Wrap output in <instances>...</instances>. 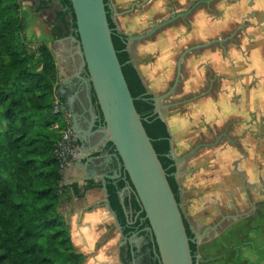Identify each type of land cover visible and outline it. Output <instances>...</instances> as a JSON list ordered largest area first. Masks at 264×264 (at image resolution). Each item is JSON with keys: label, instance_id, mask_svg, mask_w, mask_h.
Listing matches in <instances>:
<instances>
[{"label": "flooded vegetation", "instance_id": "1", "mask_svg": "<svg viewBox=\"0 0 264 264\" xmlns=\"http://www.w3.org/2000/svg\"><path fill=\"white\" fill-rule=\"evenodd\" d=\"M103 2L111 36L132 67L136 99L150 105L142 118L164 126L159 154L194 264H264V242L256 246L264 239V0ZM69 36L75 30L59 37L67 50L58 58L64 73L57 74L55 93L60 97L68 87L77 95L68 101L75 114L68 112L70 126L84 129L81 115L89 120L93 113L95 129L101 123L96 97ZM114 152L108 142L98 153ZM108 165L118 177L72 187L75 195L102 193L101 218L90 213L72 221L81 264H159L145 218L136 223L139 203L133 219L125 208L124 223L108 195L114 217L104 211L101 181L106 188L108 180L127 177L116 159ZM129 185L119 190V201L121 192L124 199L133 194Z\"/></svg>", "mask_w": 264, "mask_h": 264}, {"label": "trees", "instance_id": "2", "mask_svg": "<svg viewBox=\"0 0 264 264\" xmlns=\"http://www.w3.org/2000/svg\"><path fill=\"white\" fill-rule=\"evenodd\" d=\"M35 1V10L40 11L52 0ZM58 3L61 10L55 12V20L74 31L70 0ZM19 11L18 0H0V264H81L83 256L74 249L69 228L57 210L65 187L60 185L62 174L55 157L59 131L64 127L61 115L52 111L57 81L55 60L50 47L41 43L35 49L34 60L40 67L32 65ZM112 42L142 118L150 105L136 99L139 92L134 89L132 67L114 38ZM142 123L161 162L159 148L164 143L158 138L164 135V126L143 118ZM154 127L160 132L154 133ZM126 184H130L128 177L106 184L110 207L123 223L126 216L118 192ZM124 205L133 211V219L139 208L135 195H127ZM141 217L143 211L136 223ZM142 220L148 225L146 219Z\"/></svg>", "mask_w": 264, "mask_h": 264}, {"label": "water", "instance_id": "3", "mask_svg": "<svg viewBox=\"0 0 264 264\" xmlns=\"http://www.w3.org/2000/svg\"><path fill=\"white\" fill-rule=\"evenodd\" d=\"M70 3L77 37L69 36L68 39L75 44V53L80 59L79 70L84 71L93 89L101 121L99 127L93 129L97 116L91 113L89 120L81 115L80 126H84V129L71 126L79 142V154L75 159L87 158L91 162L88 157L92 153L101 152L103 146L110 142L115 152L102 156L99 165L111 171L108 165L110 158L120 162L130 182L127 188L135 195L148 221L147 230L154 239L159 264H194L179 204L135 108L113 46L104 2L70 0ZM58 41L66 45L64 39ZM52 54L59 74L61 69L58 57ZM61 91L64 95L60 97L64 98L67 111L75 115L73 105L68 101L75 100L77 95L71 93L68 87H62ZM112 172L115 176L106 172L103 177L119 176L117 171ZM101 182L105 196L104 211L114 217L107 203L104 179ZM123 201L124 195L121 192L120 202L127 215Z\"/></svg>", "mask_w": 264, "mask_h": 264}, {"label": "crops", "instance_id": "4", "mask_svg": "<svg viewBox=\"0 0 264 264\" xmlns=\"http://www.w3.org/2000/svg\"><path fill=\"white\" fill-rule=\"evenodd\" d=\"M21 2H28L30 0H18ZM49 33V31H48ZM58 40L54 39L53 48L51 47V51L57 55L58 58L66 57L67 47L65 44H61ZM59 60V59H58ZM60 74L64 73L63 67L60 64ZM63 68V69H62ZM57 82V81H56ZM102 155L100 153H93L88 157L91 159V162H88L87 158L82 160L74 159L72 163L62 172V185L65 187L63 189L62 196L58 200V209L61 212L68 213V227L71 231L72 221L73 219L80 218L86 215H93L94 218H101L103 216V210L100 207V200L102 193L99 190L89 189L85 194L75 195L72 192V187H77L79 190L78 182L82 183V180H91L95 178L96 180L101 179L105 173L108 174L110 171L104 169L103 166L99 165V159H101ZM97 182V181H96ZM91 207H94L92 212H88L87 210ZM94 228L91 226V229ZM72 235V233H71ZM259 242L256 246L261 245L264 242V239L258 240ZM93 245H91L92 247Z\"/></svg>", "mask_w": 264, "mask_h": 264}, {"label": "rangeland", "instance_id": "5", "mask_svg": "<svg viewBox=\"0 0 264 264\" xmlns=\"http://www.w3.org/2000/svg\"><path fill=\"white\" fill-rule=\"evenodd\" d=\"M35 8H36V2L32 0L28 2H21L19 13H20V16L23 18V21L25 24L24 40L28 47L29 58L32 62V65L36 68H39L40 64L34 63V60L36 59L35 49L41 43H45L50 48L51 47L53 48L52 41L54 39H59V37L61 36L67 35L70 27L64 28V26H62L59 22L55 20V12L61 10V7L59 6V3L57 0H52L50 4L48 5V7L40 11H36ZM65 19L69 21V16H66ZM55 27H57L59 30L55 29ZM56 83L54 84V89L56 87ZM56 96L58 95L55 93L54 97ZM64 126H65V122H64ZM60 185H62V180L60 181ZM61 191L63 193V189H61ZM62 193H61V196H62ZM57 210H58L59 215L61 216V218L64 220V222L66 223L68 227V222L66 221L68 220L67 218L68 213L59 211L58 206H57Z\"/></svg>", "mask_w": 264, "mask_h": 264}, {"label": "built area", "instance_id": "6", "mask_svg": "<svg viewBox=\"0 0 264 264\" xmlns=\"http://www.w3.org/2000/svg\"><path fill=\"white\" fill-rule=\"evenodd\" d=\"M53 113L61 115L65 126L59 131V138L55 145V157L59 163L61 174L79 154V142L70 127V115L62 100L56 96L52 102ZM57 127V125H55Z\"/></svg>", "mask_w": 264, "mask_h": 264}]
</instances>
